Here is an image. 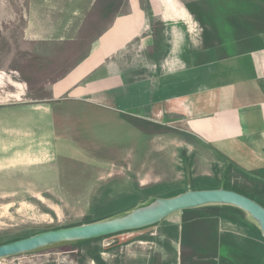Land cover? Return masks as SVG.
Returning <instances> with one entry per match:
<instances>
[{"label":"crops","instance_id":"0c3cea01","mask_svg":"<svg viewBox=\"0 0 264 264\" xmlns=\"http://www.w3.org/2000/svg\"><path fill=\"white\" fill-rule=\"evenodd\" d=\"M207 6L205 0H0L1 18H23L7 38L36 49L34 69L51 52L66 54L78 47V40L84 42L80 57L66 62L62 73L45 85L30 89L28 82H17L13 75L21 69L14 66L0 76V191L59 180L62 163L82 153L64 135L71 105L116 92L122 96L123 91H129L134 115L140 114L138 93L144 90L145 114L153 123L184 119L192 134L230 166L243 172L264 169V30L254 37L235 20L243 24L232 33L235 46L220 45L213 5L208 14ZM156 23L164 26L157 47ZM191 24L204 26V37L191 31ZM213 36L218 42L213 43ZM128 48L146 62L134 59L126 68ZM4 69L0 67L2 74ZM165 134L148 136L153 144L152 136ZM214 211L215 231L222 222L238 225L228 210ZM174 214L154 226L112 236L110 255L99 264H180L183 232L194 212ZM244 243L224 239L215 247L224 254V248H240L237 257L245 264H261L264 246L255 240ZM214 260L223 264L217 256ZM97 261L88 259V264Z\"/></svg>","mask_w":264,"mask_h":264},{"label":"rangeland","instance_id":"374dc122","mask_svg":"<svg viewBox=\"0 0 264 264\" xmlns=\"http://www.w3.org/2000/svg\"><path fill=\"white\" fill-rule=\"evenodd\" d=\"M205 1L213 4V0ZM221 1H230L232 16L243 22L246 28L249 27L247 30L252 36L255 37L259 30H264V0ZM238 4L241 6L240 11L234 12V6L238 8ZM22 19L20 14L11 18H1L0 15V67L5 68L3 74V70H0V76L9 74V67L20 68V74L13 75L14 78L20 83L28 82L30 89H34L59 76L66 62H74L80 57L81 53L78 52L84 42L78 40V47L66 54L51 52L43 57L46 60L42 66L34 69V66H38L37 62L34 65L36 58L33 50L36 49L21 44L18 40L11 44L7 38L21 26ZM251 21L253 24L247 25ZM189 26L191 31L196 30L198 35L201 33L204 37V26ZM210 42L207 39V44ZM216 42L218 40L213 36V43ZM41 49L47 51L45 48ZM229 49L235 50L234 47ZM123 57L126 68H129L130 61L133 62L134 59L141 65L146 62L144 56L137 57L130 48ZM126 71L123 72L129 74ZM7 91L11 92L12 87ZM145 94L144 90L138 93L139 116L130 111L129 91H123L122 96L120 92H116L117 98L114 94H109L102 99L96 97L87 103L71 105L68 128L64 135L82 153L62 163L59 180L48 178L40 182L25 183L24 187H7L5 192L0 191V244L39 231L78 224L86 218L96 221L143 204L154 197H173L193 187L206 189L211 185H221L223 180H230L233 185L240 186L264 205V169L243 172L230 166L205 146L198 136L192 134L184 119L169 120L167 125L163 119H159L157 124L153 123L145 114ZM124 115L140 129L130 124ZM162 130L167 131L165 136H152L155 137L152 144L148 135ZM58 131L63 132L59 126ZM69 146L71 147L70 144ZM69 153L72 155L74 152ZM11 193L12 195H8ZM206 211L211 215L216 212ZM244 213L242 215L247 226H233L229 222H222L215 233L222 238L220 240L225 239V242L227 240L239 246L248 240H255L260 246H264L260 234L253 229ZM197 227L201 238L191 235L190 228L184 233L185 246L181 248L180 264H211L216 256L223 264H245L237 255L230 253L225 262L220 256V248L215 247L216 242L205 237L210 234V228L204 224H197ZM113 240V237H107L93 242L91 247L96 251L93 258L95 261L98 260L99 263L102 257L110 255ZM188 242L206 249L210 252L209 255L193 250ZM213 246L217 250L215 257L212 255ZM82 249L72 245L54 246L1 259L0 264H88V258L85 252H81ZM226 249L228 253V248H224ZM259 261L264 264V258Z\"/></svg>","mask_w":264,"mask_h":264},{"label":"water","instance_id":"95a60500","mask_svg":"<svg viewBox=\"0 0 264 264\" xmlns=\"http://www.w3.org/2000/svg\"><path fill=\"white\" fill-rule=\"evenodd\" d=\"M209 205H226L245 212L258 226L264 239V207L232 190L224 188L188 190L173 197H154L130 211L114 217L35 235L0 245V260L33 253L46 248L98 239L126 231L154 226L176 212Z\"/></svg>","mask_w":264,"mask_h":264},{"label":"trees","instance_id":"16d2710c","mask_svg":"<svg viewBox=\"0 0 264 264\" xmlns=\"http://www.w3.org/2000/svg\"><path fill=\"white\" fill-rule=\"evenodd\" d=\"M229 2L228 1H221V0H213V4H212L213 5V30H215L216 33L219 35L218 39H219L220 45H224L225 46V45L233 44L231 46H235L234 42L236 41V39L232 36V33L236 32L237 30H239V27H241L243 24L241 25V22L235 21L236 18L232 16V9H231L232 6H231V3H229ZM206 3L208 5L207 9H206V11H207L206 13L208 14V12L210 11V8H211V4H209V2H206ZM234 8H235L234 12H238V11H240L239 8H241V6L239 5V7L236 8V5H235ZM163 29H164V26L162 24H160V23H156L155 27H153V36H154V41H155V47L160 46L161 43H162V32H163ZM124 117H125V115H124ZM126 120L130 124H133L138 129H140L137 124H135L134 122H132L128 118H126ZM166 132H167L166 130H162V131H158L157 134L166 133ZM149 133L150 132H148V134ZM219 188H224L226 190H232V191L238 192V193H240L242 195H245V196L251 198L252 200L256 201L257 203L261 204L264 207V205L262 204L263 202L259 201L256 198V196H254L253 194L252 195L249 194L247 191L241 189L240 186H238L236 184L233 185L230 182V180H223L221 185L220 184L211 185V187H208L206 189H219ZM204 189H199V188L196 189L195 187H193L191 189H187L185 191H182L181 193L186 192L188 190H204ZM178 194H180V192ZM135 207L136 206H134V207H132V208H130L128 210L122 211V212H118V213H115V214H112V215H108V216H106V217H104L102 219L96 220V221H92V218H86L81 223L74 224V225H69V226H65V227H72V226H77V225H82V224H87V223H92V222L105 220V219L114 217L116 215H119L121 213L130 211V210H132ZM220 207L223 208V209L228 210V213H229L228 216L232 219V221L235 220L236 223L238 225H240V226H243V227L247 226L246 225L247 223L244 220V216L242 215V213H244V212L242 210L236 208V207H233V206L209 205V206H204V207L195 208V209L183 210V211H181L183 214H185L188 211H191V212L193 211L194 212V216H193V218H191V220H189L187 222V223H189V225H187V227H185V229H184L183 238H182L181 244L183 246H185L184 245V233H185V231L188 228H190V231H192L191 235H193V236L195 235V237H199V238L202 237L201 232L199 230V227H197V224H200V225L204 224L205 227L208 226L210 228V234L209 235H207V234L205 235L206 239H209V241L217 242L220 239H222V238H219V236L215 233L216 232L215 229H213V227L216 228V224L218 222V216L211 215L210 213H207V211H206V210L213 211L214 209H218ZM236 218H238L239 220L237 221ZM248 218H249V223L252 224L251 226L253 227V229H255L260 234L262 240L264 241V239H263V237L261 235V231L258 228V226L256 225V223L249 216H248ZM65 227H57L55 229H60V228H65ZM44 231H47V230H44ZM40 232H43V231H39V232L33 233V234L28 235L26 237L35 235V234L40 233ZM126 232H131V231H126ZM126 232H121V233H118V234H122V233H126ZM118 234H114V235H118ZM114 235H109V236L101 237V238H98V239L87 240V241H84V242L81 241V242H74V243H66V245H72V246H77V247L83 248L81 250V252H85V255L87 256V258L92 260L95 257V255H96L95 249L93 247H91L93 245V242L96 241V240L102 239V238L112 237ZM23 238H25V237H23ZM17 239H21V238H15V239L6 241V242H4L2 244L9 243V242L17 240ZM228 243H230V242L227 241V244ZM188 244H189L188 246L191 247L193 250L201 252L204 255L205 254L209 255V253H210L206 249L198 247V246H196L195 244H193L191 242H188ZM212 249H213V254L212 255H213V257H215L216 254H217V252H216L217 250L215 249L214 246L212 247ZM240 250H241L240 248L230 247V248H228V253L227 254L221 253L220 256L225 262H227L228 261V257H226L224 255H228L229 253L233 254V255H239L241 253ZM36 252H38V251H36ZM97 264H99L98 261H97ZM211 264H217V263L215 261H211Z\"/></svg>","mask_w":264,"mask_h":264}]
</instances>
